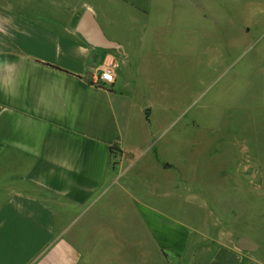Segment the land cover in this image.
I'll list each match as a JSON object with an SVG mask.
<instances>
[{
	"label": "crops",
	"instance_id": "1",
	"mask_svg": "<svg viewBox=\"0 0 264 264\" xmlns=\"http://www.w3.org/2000/svg\"><path fill=\"white\" fill-rule=\"evenodd\" d=\"M108 4L116 2L0 0V264H89L85 252L98 232L108 236L114 225L130 224L132 211L153 231L156 250L169 249L178 263L264 264L259 162L252 166L251 205L229 204L226 196L220 229L198 250L190 249L189 230L181 224L162 222V232L173 231L171 239L159 238V211L131 182L139 168L160 166L156 147L127 144L117 113L124 100V47H97L76 31L89 8L105 36L117 41L99 23V15L109 19ZM111 58L115 80L94 84ZM240 236L253 239L257 248H237Z\"/></svg>",
	"mask_w": 264,
	"mask_h": 264
},
{
	"label": "rangeland",
	"instance_id": "2",
	"mask_svg": "<svg viewBox=\"0 0 264 264\" xmlns=\"http://www.w3.org/2000/svg\"><path fill=\"white\" fill-rule=\"evenodd\" d=\"M112 1L109 19L98 18L127 57L117 104L124 141L154 144L163 166L139 168L132 188L158 209L160 239L173 231L163 223L181 224L198 250L220 229L226 196L251 205L252 166L264 164V0H125L140 12ZM128 216L98 232L89 264H186L156 250L141 216Z\"/></svg>",
	"mask_w": 264,
	"mask_h": 264
},
{
	"label": "water",
	"instance_id": "3",
	"mask_svg": "<svg viewBox=\"0 0 264 264\" xmlns=\"http://www.w3.org/2000/svg\"><path fill=\"white\" fill-rule=\"evenodd\" d=\"M76 31L91 45L108 50H115L117 52L123 49L122 45L117 41L111 40L105 36L89 8L83 12L79 19ZM150 110V107H146L143 109V112L145 115H149ZM168 166V164L164 165V167ZM236 246L244 251H253L257 248V243L247 236H240L236 241Z\"/></svg>",
	"mask_w": 264,
	"mask_h": 264
},
{
	"label": "built area",
	"instance_id": "4",
	"mask_svg": "<svg viewBox=\"0 0 264 264\" xmlns=\"http://www.w3.org/2000/svg\"><path fill=\"white\" fill-rule=\"evenodd\" d=\"M115 67L116 64L112 58L105 60L99 75L94 80V84L105 85L106 83H112L115 80Z\"/></svg>",
	"mask_w": 264,
	"mask_h": 264
},
{
	"label": "trees",
	"instance_id": "5",
	"mask_svg": "<svg viewBox=\"0 0 264 264\" xmlns=\"http://www.w3.org/2000/svg\"><path fill=\"white\" fill-rule=\"evenodd\" d=\"M112 149V148H111Z\"/></svg>",
	"mask_w": 264,
	"mask_h": 264
}]
</instances>
